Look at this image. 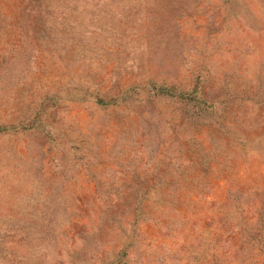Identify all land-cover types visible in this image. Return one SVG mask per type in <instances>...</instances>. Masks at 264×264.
Returning a JSON list of instances; mask_svg holds the SVG:
<instances>
[{
  "label": "rangeland",
  "instance_id": "obj_1",
  "mask_svg": "<svg viewBox=\"0 0 264 264\" xmlns=\"http://www.w3.org/2000/svg\"><path fill=\"white\" fill-rule=\"evenodd\" d=\"M0 264H264V0H0Z\"/></svg>",
  "mask_w": 264,
  "mask_h": 264
}]
</instances>
